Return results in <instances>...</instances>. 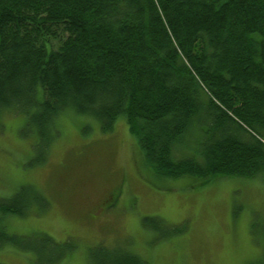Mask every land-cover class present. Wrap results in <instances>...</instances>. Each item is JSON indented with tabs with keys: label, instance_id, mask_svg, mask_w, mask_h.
<instances>
[{
	"label": "trees",
	"instance_id": "obj_1",
	"mask_svg": "<svg viewBox=\"0 0 264 264\" xmlns=\"http://www.w3.org/2000/svg\"><path fill=\"white\" fill-rule=\"evenodd\" d=\"M6 111L54 128L65 113L102 130L122 116L150 189L264 173V0H0V121ZM21 211L0 203V215ZM28 238L0 219V248ZM118 255L99 264H147Z\"/></svg>",
	"mask_w": 264,
	"mask_h": 264
},
{
	"label": "rangeland",
	"instance_id": "obj_2",
	"mask_svg": "<svg viewBox=\"0 0 264 264\" xmlns=\"http://www.w3.org/2000/svg\"><path fill=\"white\" fill-rule=\"evenodd\" d=\"M61 116L54 128L32 114H2L0 203L22 215L0 219L9 235L30 238L3 244L0 264H99L125 251L147 264H264V173L206 184L186 175L150 189L125 118L102 130L89 115ZM115 191L118 203L101 209ZM45 236L61 244L49 247Z\"/></svg>",
	"mask_w": 264,
	"mask_h": 264
}]
</instances>
